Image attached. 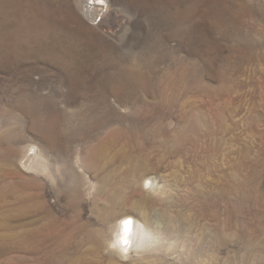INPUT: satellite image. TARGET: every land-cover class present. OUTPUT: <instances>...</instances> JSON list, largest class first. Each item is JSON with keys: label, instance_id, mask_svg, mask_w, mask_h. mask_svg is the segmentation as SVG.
I'll return each instance as SVG.
<instances>
[{"label": "rangeland", "instance_id": "374dc122", "mask_svg": "<svg viewBox=\"0 0 264 264\" xmlns=\"http://www.w3.org/2000/svg\"><path fill=\"white\" fill-rule=\"evenodd\" d=\"M128 215L156 238L123 252ZM0 238V264H264V0H0Z\"/></svg>", "mask_w": 264, "mask_h": 264}, {"label": "bare ground", "instance_id": "6f19581e", "mask_svg": "<svg viewBox=\"0 0 264 264\" xmlns=\"http://www.w3.org/2000/svg\"><path fill=\"white\" fill-rule=\"evenodd\" d=\"M100 9V8H99ZM100 12L101 10L98 9H93L90 8L89 10V15L90 17H92L93 20H95L96 22L98 21L97 19L100 17ZM135 150H138V148L136 147ZM132 151V149H131ZM130 151V152H131ZM102 157V156H101ZM124 161V159H121ZM23 162V161H22ZM31 162V161H30ZM111 163V162H110ZM109 163V164H110ZM39 165V167H43L44 166V161L41 158L37 159V166ZM108 166V165H107ZM34 167V166H33ZM134 168H137V166H129V173L132 172L133 170H135ZM107 169V168H105ZM104 171V170H103ZM106 171V170H105ZM106 174V173H105ZM122 179H124L123 177H121ZM112 183V182H111ZM113 186V185H112ZM113 190H117V185H115L113 187ZM12 196V195H11ZM109 199L114 202L116 197L114 196V194L112 193V195H110ZM25 201V200H24ZM22 202V201H21ZM109 215V214H108ZM126 221H128V223H125ZM149 223V222H148ZM120 228L117 231L118 232V236H117V244L118 246L123 250V252H126L127 249H130L131 246H134L135 244H138V242H145L147 241L148 243L150 242L151 239H153L155 237V234L153 233V231L148 228V226L146 224H143L139 219H135L133 218V216L128 215L126 216V218L120 223ZM23 231V230H22ZM21 233H17L15 236H13V240L9 238H5L3 237L6 243L8 240L12 241L13 243L20 245V244H27L29 243L34 237L36 232H22ZM63 231V230H62ZM53 232V231H52ZM55 232V231H54ZM66 232V231H65ZM56 233V232H55ZM59 233V232H58ZM57 233V234H58ZM54 234V233H53ZM56 234V235H57ZM64 234H62L63 236ZM116 235V234H115ZM157 235V234H156ZM91 236V235H90ZM92 237V236H91ZM95 238V237H92ZM156 238V237H155ZM159 237H157L158 239ZM1 239V238H0ZM96 239V238H95ZM156 239V241H157ZM160 241V240H159ZM158 241V242H159ZM156 243V242H155ZM155 245V244H154ZM137 246V245H136ZM118 247V248H119ZM135 247V246H134ZM117 248V247H116ZM132 248V247H131ZM32 249H34L32 247ZM135 249V248H133ZM137 255V254H136Z\"/></svg>", "mask_w": 264, "mask_h": 264}, {"label": "snow or ice", "instance_id": "6c2138e0", "mask_svg": "<svg viewBox=\"0 0 264 264\" xmlns=\"http://www.w3.org/2000/svg\"><path fill=\"white\" fill-rule=\"evenodd\" d=\"M101 2H102V0H101ZM125 223H128V221H126Z\"/></svg>", "mask_w": 264, "mask_h": 264}]
</instances>
